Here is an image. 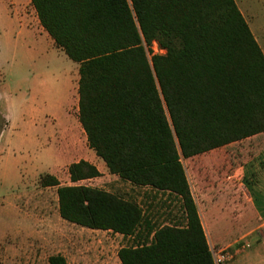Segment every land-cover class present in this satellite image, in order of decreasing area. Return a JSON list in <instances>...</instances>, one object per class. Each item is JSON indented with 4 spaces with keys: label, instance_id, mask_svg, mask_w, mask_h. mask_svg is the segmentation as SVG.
Instances as JSON below:
<instances>
[{
    "label": "trees",
    "instance_id": "16d2710c",
    "mask_svg": "<svg viewBox=\"0 0 264 264\" xmlns=\"http://www.w3.org/2000/svg\"><path fill=\"white\" fill-rule=\"evenodd\" d=\"M30 4L56 48L78 65L88 147L111 175L179 198L185 225L155 228L134 202L46 175L41 186L56 188L59 217L134 236L118 251L121 264H214L182 160L264 133V54L235 1ZM68 174L72 184L100 176L84 161ZM48 263L67 264L61 256Z\"/></svg>",
    "mask_w": 264,
    "mask_h": 264
},
{
    "label": "rangeland",
    "instance_id": "374dc122",
    "mask_svg": "<svg viewBox=\"0 0 264 264\" xmlns=\"http://www.w3.org/2000/svg\"><path fill=\"white\" fill-rule=\"evenodd\" d=\"M234 1L264 54V0ZM37 29L41 27L30 0H0V92L3 97L0 130L5 126L9 112L11 125L2 148L15 154V159L8 156L0 163V264H49L48 259L54 256L63 257L67 264H103L108 254L106 248L114 257L119 247L129 246L130 242L112 233L92 232L63 221L58 214L55 188L41 186L47 165H36L34 150L27 147L23 139V120L28 115L25 94L30 87L39 86L34 82L36 78L43 75L44 100L53 105L65 101L69 85L66 77L78 67L56 48L47 34L46 40L40 38ZM153 47L158 53L157 47ZM55 113L61 119L64 116L61 110H55ZM253 146L254 141L249 139L230 144L200 155L196 163L234 166L242 184L241 194L247 197L245 168ZM182 163L188 167L190 162L183 159ZM16 167L22 171L21 180L15 175ZM52 174L62 186L73 185L66 163ZM220 175L226 177L227 173ZM75 185L97 188L126 199L144 195L109 174ZM148 201L142 200L140 205L144 210L148 207V215L156 225L169 223L173 215H179L177 204L170 198L162 196L151 204ZM222 218L219 210H213L207 218L211 243L215 245L220 244ZM253 227L242 204L241 232L231 243L251 247L257 239L256 235L250 236ZM108 255L112 256L111 253Z\"/></svg>",
    "mask_w": 264,
    "mask_h": 264
},
{
    "label": "crops",
    "instance_id": "0c3cea01",
    "mask_svg": "<svg viewBox=\"0 0 264 264\" xmlns=\"http://www.w3.org/2000/svg\"><path fill=\"white\" fill-rule=\"evenodd\" d=\"M37 34L40 38L46 40V33L42 28L37 29ZM72 71L73 72H70L68 77H66L69 85L66 89L65 101L56 102L51 105L52 103L44 100L43 85L45 81L43 75L42 77L38 76L34 81L38 83V87L32 86L27 90L24 102L28 106V115L23 120L24 126L22 129L25 144L27 147L34 150L33 157L36 165L40 167L47 165V167L44 166L46 169L45 171H47L45 174H49V176H53L54 178H56V175L54 176L52 173L63 163H66L69 168L72 164L84 161L97 169L100 174L97 178H103L109 174L119 179L118 176L111 175L108 172L104 162L88 147L86 135L79 122L78 67L77 69L73 68ZM2 101L3 97L0 92V103H2ZM55 110H61L64 113L62 119L55 113ZM10 125L11 119L8 112L6 114V124L0 130V163L8 156H12L13 159H15V154L13 152H7V150L2 148V143L6 137V132L10 129ZM13 131L14 130H12V133ZM248 139L254 141V146L250 148L252 155H250L248 167L245 168L248 184L246 190L247 197L241 194L242 184L236 174L238 170H235L234 166L224 167L222 164L212 163L197 164L196 161L200 155L185 159V161L190 162L188 167L183 165L209 251H211L212 248L224 249L235 245L234 242L231 243V240L241 232L242 204L244 208L247 209L249 219L254 226L250 231V236L256 235L257 239H255V242L247 251L236 256L233 261L227 264H264V133ZM222 172H226L227 176H221L220 174ZM15 175H17L20 180L22 179V171L18 167L15 169ZM234 179H236V181H234ZM123 182L126 183L130 189L138 192L142 191L144 195L147 194L146 196H136V198L132 199L122 198L136 203L141 208L144 217L155 228L185 225L184 213L181 210L179 198L168 193L157 192L150 187H136L128 182ZM60 186L62 185L60 184ZM162 196L172 199L174 203L177 204L180 212L179 215H173L168 220L169 223L156 225L155 222L152 221L151 216L148 215V207L144 210L140 202L142 200H145V202L149 200L148 203L151 204L152 201H159ZM213 210H219L223 217L221 231L219 232L220 244L218 245L211 243L210 231L207 224L208 215ZM90 231L112 233L111 231L101 230ZM140 231L144 235L147 234V230L145 229H141ZM112 234L116 237H120L126 242H130V245L119 247L114 257L111 250L106 248V253H111L112 256L109 257V255L106 254L103 264H121L117 256L118 251L124 247L134 245V236L123 237L119 234ZM151 237L152 234L150 238Z\"/></svg>",
    "mask_w": 264,
    "mask_h": 264
},
{
    "label": "built area",
    "instance_id": "2783aa9c",
    "mask_svg": "<svg viewBox=\"0 0 264 264\" xmlns=\"http://www.w3.org/2000/svg\"><path fill=\"white\" fill-rule=\"evenodd\" d=\"M154 46H156L154 44ZM157 47V46H156ZM158 49V47H157ZM153 51H154V47H153ZM158 53L156 54H163L164 51L159 50L158 49ZM155 53V51H154ZM249 246L246 244L244 246H238L237 244L234 245L233 247H228V248H224V249H215L212 248L211 249V254H212V258H213V262L214 264H227L230 263L231 261H233L235 259L236 256L242 254L243 252H245V250L248 248Z\"/></svg>",
    "mask_w": 264,
    "mask_h": 264
}]
</instances>
